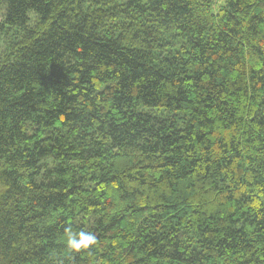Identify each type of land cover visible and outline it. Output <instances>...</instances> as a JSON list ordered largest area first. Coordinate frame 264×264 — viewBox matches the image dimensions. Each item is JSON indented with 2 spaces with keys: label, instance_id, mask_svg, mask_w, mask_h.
<instances>
[{
  "label": "trees",
  "instance_id": "1",
  "mask_svg": "<svg viewBox=\"0 0 264 264\" xmlns=\"http://www.w3.org/2000/svg\"><path fill=\"white\" fill-rule=\"evenodd\" d=\"M0 45V264H264V0H0Z\"/></svg>",
  "mask_w": 264,
  "mask_h": 264
},
{
  "label": "clouds",
  "instance_id": "2",
  "mask_svg": "<svg viewBox=\"0 0 264 264\" xmlns=\"http://www.w3.org/2000/svg\"><path fill=\"white\" fill-rule=\"evenodd\" d=\"M66 232V247L73 252L88 250L97 243V237L90 231L74 232L71 228L65 229Z\"/></svg>",
  "mask_w": 264,
  "mask_h": 264
},
{
  "label": "rangeland",
  "instance_id": "3",
  "mask_svg": "<svg viewBox=\"0 0 264 264\" xmlns=\"http://www.w3.org/2000/svg\"><path fill=\"white\" fill-rule=\"evenodd\" d=\"M217 1V4H219V0H216ZM2 51V46L0 45V53Z\"/></svg>",
  "mask_w": 264,
  "mask_h": 264
}]
</instances>
